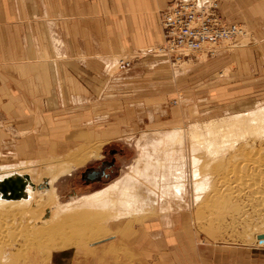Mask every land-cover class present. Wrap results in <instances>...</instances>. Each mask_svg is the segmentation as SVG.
Here are the masks:
<instances>
[{
  "label": "rangeland",
  "instance_id": "rangeland-1",
  "mask_svg": "<svg viewBox=\"0 0 264 264\" xmlns=\"http://www.w3.org/2000/svg\"><path fill=\"white\" fill-rule=\"evenodd\" d=\"M221 2L223 15L242 23L247 32L213 56L175 60L154 52L164 41L163 28V39L156 45L146 50L126 48L105 60L73 63L62 53L56 57L52 53L51 60L62 61L3 64L0 56V165L25 161L34 168L59 166L62 172L52 181L58 202L76 201L122 180L135 168L140 147L172 129L185 128L183 145L174 148L182 145L186 156L181 159L186 163L185 200L163 198L165 205L160 203L157 213L145 210L116 219L102 215L92 223L66 216L53 230L31 234V218L15 217L26 210L0 211V264H53L60 251L61 262H66L70 256L66 249L84 250L122 233H139L136 228L160 214L182 218L176 229L188 232L195 243L258 245L255 233L264 232V137L231 139L220 155L212 156L199 150L187 133L193 124L203 130L212 120L220 122L264 106V0ZM18 44L1 48L4 53L15 52ZM125 53L134 55L133 65L119 70L115 62ZM92 146L95 156L76 164H55ZM99 165L105 169L99 179L83 177L87 168ZM201 175H207L208 183L194 198L195 181ZM141 189L146 194L144 185ZM138 242L122 240L113 252L118 258H142Z\"/></svg>",
  "mask_w": 264,
  "mask_h": 264
},
{
  "label": "crops",
  "instance_id": "crops-1",
  "mask_svg": "<svg viewBox=\"0 0 264 264\" xmlns=\"http://www.w3.org/2000/svg\"><path fill=\"white\" fill-rule=\"evenodd\" d=\"M168 1L0 0L1 60L3 64L50 63L62 61L51 60L50 54L62 53L68 61L79 63L109 59L126 48L146 50L163 39L159 11ZM15 41L19 43L16 51L4 53L1 47ZM181 224L182 218L153 216L136 228L139 233L112 234L114 238L84 250L66 249L70 254L66 262H61L60 251L53 264H264V245L195 243L188 232L176 229ZM128 239L139 240L142 258H118L113 252Z\"/></svg>",
  "mask_w": 264,
  "mask_h": 264
},
{
  "label": "bare ground",
  "instance_id": "bare-ground-1",
  "mask_svg": "<svg viewBox=\"0 0 264 264\" xmlns=\"http://www.w3.org/2000/svg\"><path fill=\"white\" fill-rule=\"evenodd\" d=\"M192 128V131L187 130V133L199 150H206L211 155H220L223 147L225 146L226 148V145L230 144L231 139L255 134L264 137V106L258 107L252 112H243L230 118H222L220 122L212 120L203 130L197 124H193ZM184 134L185 128L179 127L160 134L159 138L152 140V144L150 142L147 145H140L141 155L130 174L123 177L120 181L111 183L108 188L97 190L93 194L83 195L76 201H67L63 204L60 203L61 201L58 202L59 196L55 194L56 188H54L52 182L62 172L59 166L48 164L34 168L35 166L32 167V162L28 163L25 161H21L19 165H0V211L15 210L16 212L21 211V209L26 210V214L16 212L15 217L26 219L27 217L24 216L28 215L31 218L29 220L32 224L31 234L37 233L34 231H38L37 229L46 228L48 231L53 230V228H56L55 226L61 225L57 222L66 219V216L71 217V219H81L92 223L96 218H101L102 215L116 219V217H130L138 212L143 213L142 211L145 210L155 213L161 201L165 202L163 198L168 197L177 203L185 200L182 192L185 187L183 180H186L184 179L186 176V163L181 160L182 157H186L182 153V145L183 141H185ZM233 142L235 143V141ZM179 144H182L181 148H174V146ZM88 147H85L87 149L83 147L64 156L56 161L55 164L59 165L63 162L76 164L83 161L84 157L95 156L96 149L93 146L92 148ZM178 153L181 158L177 157ZM214 158L216 157L214 156ZM205 183H208L207 175H201L200 179L195 181L194 198L203 189ZM142 185H144L146 194L141 192ZM53 198L57 199L55 200V206H51L50 201H53ZM37 211L40 212L39 216H36ZM77 223L80 224V222ZM22 224L25 223L23 222ZM23 227L28 226L23 225ZM80 227L81 229L79 230L78 227L77 230H84V227L82 228L81 225ZM45 233L48 232L46 231ZM257 234L259 232L255 233V236L259 239Z\"/></svg>",
  "mask_w": 264,
  "mask_h": 264
},
{
  "label": "built area",
  "instance_id": "built-area-1",
  "mask_svg": "<svg viewBox=\"0 0 264 264\" xmlns=\"http://www.w3.org/2000/svg\"><path fill=\"white\" fill-rule=\"evenodd\" d=\"M160 18L164 41L154 47V52L175 60L198 54L213 56L247 32L242 23L223 15L220 0H169L160 11ZM133 58L128 54L119 56L116 68L126 69L133 64ZM257 244L264 245V236Z\"/></svg>",
  "mask_w": 264,
  "mask_h": 264
},
{
  "label": "flooded vegetation",
  "instance_id": "flooded-vegetation-1",
  "mask_svg": "<svg viewBox=\"0 0 264 264\" xmlns=\"http://www.w3.org/2000/svg\"><path fill=\"white\" fill-rule=\"evenodd\" d=\"M102 165H99V167H94V168H91L90 170H88L86 172V178H92V179H95L97 178V176H100L102 173L105 172V169L104 167H101Z\"/></svg>",
  "mask_w": 264,
  "mask_h": 264
},
{
  "label": "water",
  "instance_id": "water-1",
  "mask_svg": "<svg viewBox=\"0 0 264 264\" xmlns=\"http://www.w3.org/2000/svg\"><path fill=\"white\" fill-rule=\"evenodd\" d=\"M101 167H103V166H101ZM91 168H94V167H89V168H87V169L83 172V177L86 176V172H87L88 170H90ZM99 178H100V176H97V179H99ZM257 235H258L259 238H262V237L264 236V232L259 233V234H257Z\"/></svg>",
  "mask_w": 264,
  "mask_h": 264
}]
</instances>
